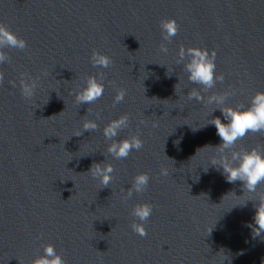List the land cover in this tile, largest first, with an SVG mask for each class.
Segmentation results:
<instances>
[{
    "label": "water",
    "instance_id": "1",
    "mask_svg": "<svg viewBox=\"0 0 264 264\" xmlns=\"http://www.w3.org/2000/svg\"><path fill=\"white\" fill-rule=\"evenodd\" d=\"M165 18L179 25L171 42ZM0 23L28 44L6 48L11 61L0 65V264H31L48 243L67 264H264V233L249 226L264 184L252 194L227 182L211 164L222 140L209 122L228 121L187 98L193 88L205 100L233 90L225 104L235 108L264 91V0H0ZM181 45L215 49L225 80L207 93L189 82L176 64ZM94 50L113 64L93 67ZM101 71L103 96L77 105L75 92ZM22 73L40 77L30 101ZM119 89L126 96L113 105ZM124 114L130 124L116 139L139 135L144 146L116 160L103 128ZM85 119L99 128L83 132ZM254 147L264 149V135L249 133L236 150ZM104 162L115 171L101 188L87 172ZM139 173L147 190L125 200ZM137 203L154 206L144 237L131 227Z\"/></svg>",
    "mask_w": 264,
    "mask_h": 264
},
{
    "label": "clouds",
    "instance_id": "2",
    "mask_svg": "<svg viewBox=\"0 0 264 264\" xmlns=\"http://www.w3.org/2000/svg\"><path fill=\"white\" fill-rule=\"evenodd\" d=\"M160 29L164 41L171 42L179 32V25L175 18H165L160 22ZM28 47L27 41L19 37L7 25L0 23V65L9 63L11 57L5 51L6 48H15L24 50ZM160 51L167 53L168 46L166 43L160 44ZM216 56L215 49L209 51L207 47H187L180 46L176 64H183L184 71L188 73V80L193 84L200 85L203 92L216 87L217 82H223L225 76L223 73H216ZM91 63L93 67L109 68L113 61L108 55L94 50L91 55ZM44 75H48L47 71ZM104 72H99L97 75H89L86 77V86L75 92V103L77 105L94 104L104 94L105 85L102 82L105 77ZM99 77V78H98ZM40 77L32 78L27 74H21L20 90L21 95L26 101L32 100L36 95V90L39 87L38 81ZM5 80L4 72L0 71V84ZM15 86L14 81H10ZM177 86H175L177 92ZM233 90H228L223 93L213 92L207 96L205 100L201 91L193 88L187 95L188 100L195 99L198 102H204L208 105L215 104L218 107L225 120L228 123L222 122L220 117H215L209 123L215 125L217 135L222 140V143L216 148L218 156L211 161L212 165L223 169V174L227 182L235 183L241 181L245 192L257 194L258 186L264 184V149L251 148L236 150L238 141L244 139L249 133L264 135V91H258L251 97L250 103L246 106L240 104L233 108L226 106L225 102L230 95H234ZM126 96L125 89H119L113 100V105L124 100ZM214 109V110H216ZM213 110V111H214ZM90 109H87V114ZM62 113V112H61ZM99 118V114H97ZM141 123H145L141 121ZM130 117L128 114L119 116L117 119L111 120L104 128L103 135L106 140L111 141L107 147V154L116 160L127 159L135 150L139 151L144 146V141L139 135H133L129 138L116 139L120 132L129 127ZM156 127L154 123L152 125ZM99 125L95 120L85 119L83 123V132L95 131ZM195 130V129H194ZM83 132H77L75 135L80 136ZM179 143L178 141L176 142ZM230 151V156L228 152ZM115 169L111 163H93L87 173H90L92 178L99 180L101 188L109 187L113 181V173ZM160 175L168 176V170L162 168ZM150 176L147 173H139L133 178L130 188L127 190L125 200L132 198L135 193H143L147 190ZM253 200V199H252ZM259 203L256 205V213L254 216V225H249L253 228L254 236H259L264 233V192L257 195ZM154 206L149 203H137L131 210V215L140 222L133 221L132 230L139 236H147L145 223L152 215ZM44 254L34 259L31 264H67L62 255L57 253L55 245L48 243L43 246Z\"/></svg>",
    "mask_w": 264,
    "mask_h": 264
}]
</instances>
